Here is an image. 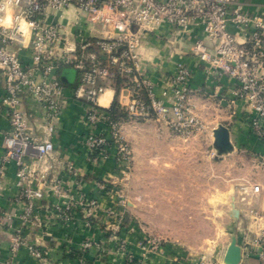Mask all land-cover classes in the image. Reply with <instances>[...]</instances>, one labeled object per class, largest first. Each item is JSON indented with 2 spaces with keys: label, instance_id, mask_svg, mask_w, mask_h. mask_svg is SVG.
<instances>
[{
  "label": "built area",
  "instance_id": "2783aa9c",
  "mask_svg": "<svg viewBox=\"0 0 264 264\" xmlns=\"http://www.w3.org/2000/svg\"><path fill=\"white\" fill-rule=\"evenodd\" d=\"M67 11H71V24L78 32H100L101 36L80 38L74 46L65 42L61 34L65 27L58 19ZM162 26L169 32L186 34L201 29L211 46L197 39L191 52L203 64L205 80L222 76L233 80V100L242 102L250 113L251 133L264 139V13L247 10L240 0H0V116L9 125L2 134L0 172L7 162L14 163L18 189L14 201L21 220L19 226L12 227L10 255L3 264H15L22 246L36 264H52L47 250L28 243L24 234L35 224V209L48 192L59 198L52 215L65 223L73 219L75 210H80L90 225L104 209L106 238H85L79 247L82 254L78 264H89L85 253L105 252L108 242L112 244L108 251L119 256L123 264H134L128 239L119 230L130 235L135 229L123 227V214L111 206L103 208L96 197H87L81 179L71 186L57 176L46 180L45 174L51 169L49 162L55 152L52 135L66 104L67 88L59 77L65 67L77 72L71 93L84 103L83 143L89 159L99 163L112 156L125 179L131 169V149L120 132L124 119H152L179 135L203 128L190 102L193 74L186 63H176L160 97L145 72L140 39L145 32H157ZM21 49H30V61L24 62L18 55ZM100 54L106 57L102 64ZM119 80L129 93L128 101L118 105L125 117H114L110 107L100 103L105 88L115 86ZM25 96L41 106L39 120L31 121L25 111ZM257 162L264 169V152L258 154ZM65 166L78 176L71 163ZM93 184L99 192L113 191L107 181L95 179ZM258 188L256 185L252 190ZM14 217L13 212H1L0 223L11 226ZM160 243L150 236L138 240L143 257L160 253ZM253 243L259 258L264 259V233Z\"/></svg>",
  "mask_w": 264,
  "mask_h": 264
},
{
  "label": "crops",
  "instance_id": "0c3cea01",
  "mask_svg": "<svg viewBox=\"0 0 264 264\" xmlns=\"http://www.w3.org/2000/svg\"><path fill=\"white\" fill-rule=\"evenodd\" d=\"M240 1L247 10L264 13V0ZM58 21L65 27L61 32L63 39L73 46L80 38L101 36L100 32L84 30L78 32L77 28L71 24L73 21L71 11L63 12ZM197 39H203L211 46L200 28H195L186 34L169 32L168 27L162 26L157 32H145L142 35L139 52L145 72L153 82L159 97L165 86L166 77L174 72L177 62L186 63L192 71L193 77L190 83L194 93L190 102L197 116L207 124L205 129L207 133H203L205 140L199 146L198 142H182L179 141V136H175V160L178 163V165L175 164V181L179 183L177 188L175 187V206L172 210H175V217L181 213H203L202 221L210 229L209 233L203 235V239L193 241L185 238L182 233H175V244L161 240L160 253L142 256L143 250L139 247L138 240L149 236L145 230L146 223L150 222L147 213L162 212L163 207L151 204V200L147 197L148 192H141L140 208L145 212L144 214L140 212L143 220H137L133 216L136 204L130 200V195H127L126 189L122 186V181L127 179L116 167L112 156L99 163L89 159L88 151L83 143L85 127L81 115L84 112V103L73 97L69 87H66L65 92V108L52 135L55 152L49 162L51 169L45 174V178L49 180L57 176L71 186L79 178L84 181L83 190L87 197H96L103 208L111 206L121 212L124 218L121 222L123 227L133 226L135 232L128 235L124 229H120L119 233L127 237V247L129 251H132L138 264H171L174 253L175 264H223V257L232 234L241 246V260L238 264H264V259L259 258L257 246L253 243L264 233V169L257 162L258 154L264 152V139H259L251 133L250 113L242 102L233 100L234 81L226 76L205 80L203 64L191 52L192 44ZM18 55L24 62L30 61V49H21ZM60 73L61 71L59 76ZM2 92L0 80V95ZM128 95V90L121 85L118 90L115 86H107L100 96V103L110 107L113 101H116L120 105L128 101ZM23 106L30 114L31 121L40 119L42 108L32 97L25 96ZM220 124L226 126L229 131L232 149L217 154L213 147V130ZM8 128L6 119L0 116V156L3 151L2 134ZM169 130L152 119L144 121L124 119L120 132L131 149L130 168L132 159L136 167L144 155L147 154V157H150L153 152L159 155L160 150L165 147L171 148L173 144L167 141ZM103 131L106 132L105 129ZM209 149H213L214 154L211 152L208 154ZM195 151L200 152L201 155ZM110 152L114 153L113 147L110 148ZM182 152L185 153L182 154ZM200 162L205 165L203 175L209 178L211 187L201 192L203 205L197 208L193 204L196 197V175L192 171ZM67 163L73 165L78 176L68 172L65 166ZM95 179L111 183L109 185L113 191L109 194L99 192L93 184ZM229 181L232 182L230 183L231 192L228 191ZM256 185L259 188L253 191L252 188ZM17 191L15 165L7 162L0 172V213L13 212L15 217L11 226L0 223V264H3L10 255L9 240L12 227L21 224L18 217L20 208L14 201ZM163 196L161 191H157L155 202H158V198L162 200ZM191 198H193L192 202ZM58 201L57 196L48 192L45 198L38 202V207L35 209L37 220L33 226L24 230L26 241L47 250L48 259L52 264H78V258L82 254L79 247L85 238L96 241L106 238L105 212L101 209L97 217L91 219L92 223L87 225L81 211L75 210L73 219L65 223L52 215L54 211L56 212L54 205ZM119 201H123L124 205H121ZM233 210H236L235 214ZM211 230H214L213 234ZM106 246L110 249L112 244L108 242ZM172 246H175V252L171 250ZM108 249L99 253L93 250L86 252L88 263L122 264L121 258ZM36 263V259L25 246L18 250L15 264Z\"/></svg>",
  "mask_w": 264,
  "mask_h": 264
},
{
  "label": "rangeland",
  "instance_id": "374dc122",
  "mask_svg": "<svg viewBox=\"0 0 264 264\" xmlns=\"http://www.w3.org/2000/svg\"><path fill=\"white\" fill-rule=\"evenodd\" d=\"M123 117L125 116L123 115ZM139 120L144 121L145 119ZM202 123V129L188 135H179L169 130V137L167 141H170L173 146L171 148L165 147L164 149L160 150L159 155L157 152H153L150 157H147V154L144 155L141 157V160L136 167L132 159L129 178H127L125 181H122V186L126 189L127 195H130V200L136 204V209L133 211V216H135L137 220H143L141 219L140 213L141 211L143 212V209L140 208L141 192H148L147 197L151 200V204H158L159 206L163 207L162 212L147 213L150 222L146 223L147 228L145 230L150 237H156L159 240H167L169 242H174L175 244V233H182L185 238L198 241L203 239V235L205 233L207 234L210 232V229H208L202 221L203 213H181L175 217V210H172L173 206H175V187L177 188L179 183L175 181V164L178 165L177 161L175 160V136H179V141L182 142H198L199 146V144H202V142L205 140L203 138V133H207V130H205L207 124L204 122ZM196 134L198 136H196ZM208 151V154H210L211 149ZM196 152L201 155L200 152L195 151V153ZM184 153L185 152H182V154ZM204 167V163L200 162L195 165V169L192 171L196 175V197L193 204L197 208H199V205H203V197L201 196V192L204 189L207 190L211 187V181H209L208 177L203 175L205 172ZM230 183L232 182L229 181L228 191L230 190L231 192L232 188ZM213 188L214 184L212 185V189ZM157 191H161L165 197L163 196L162 200H159L158 198V202H155ZM192 200L193 198H191V202ZM144 213L145 212H143V214ZM211 233L213 234L214 230H211ZM188 235L189 237H187ZM170 248L173 252H175V246ZM141 254L143 256V252ZM134 261L135 264H138L137 259H134ZM171 264H175V253L173 254V262Z\"/></svg>",
  "mask_w": 264,
  "mask_h": 264
},
{
  "label": "water",
  "instance_id": "95a60500",
  "mask_svg": "<svg viewBox=\"0 0 264 264\" xmlns=\"http://www.w3.org/2000/svg\"><path fill=\"white\" fill-rule=\"evenodd\" d=\"M76 70L65 67L61 70L60 80L64 83L72 84L76 78ZM213 147L217 154H222L232 149V144L229 139V131L226 126L220 124L213 130ZM234 214L236 210H233ZM241 260V246L236 242L234 234L231 235L230 241L227 245L223 264H238Z\"/></svg>",
  "mask_w": 264,
  "mask_h": 264
},
{
  "label": "trees",
  "instance_id": "16d2710c",
  "mask_svg": "<svg viewBox=\"0 0 264 264\" xmlns=\"http://www.w3.org/2000/svg\"><path fill=\"white\" fill-rule=\"evenodd\" d=\"M92 49H93V48H89V50H92ZM98 60L101 61V64L104 63L105 60H106L105 55L100 54V55L98 56ZM62 83H63V85H64L65 87L72 88V87H74V85L76 84V81H75L74 83H72V84L64 83V82H62ZM120 85H121V80H119V81L117 82V84L115 85V87H116L117 90H118V88L120 87ZM109 112H110V114L113 115L114 117H117V116H123V115H124V112H123L122 110H119V109H118V104L116 103V101H113V103L111 104V106H110V111H109Z\"/></svg>",
  "mask_w": 264,
  "mask_h": 264
}]
</instances>
